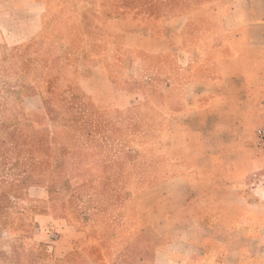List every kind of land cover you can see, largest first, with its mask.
Masks as SVG:
<instances>
[{
	"label": "rangeland",
	"instance_id": "obj_1",
	"mask_svg": "<svg viewBox=\"0 0 264 264\" xmlns=\"http://www.w3.org/2000/svg\"><path fill=\"white\" fill-rule=\"evenodd\" d=\"M67 1L48 0L37 36L0 44V264H168V197L145 192L212 160L235 126L193 115L168 41L152 54L118 29L160 27L168 0H89L104 25Z\"/></svg>",
	"mask_w": 264,
	"mask_h": 264
},
{
	"label": "crops",
	"instance_id": "obj_2",
	"mask_svg": "<svg viewBox=\"0 0 264 264\" xmlns=\"http://www.w3.org/2000/svg\"><path fill=\"white\" fill-rule=\"evenodd\" d=\"M78 2L91 12L79 15L80 24L107 23L101 2ZM48 8V0H0V44L37 36ZM117 24L124 35L130 25L133 45L148 53L166 52L168 41V56L180 59L182 78L188 77L179 86L182 96L200 106L193 115L235 126L215 134L229 145L215 148L212 160H197L189 175L145 192L168 197L163 223L157 222L166 231L161 247L168 264H264V156L251 130L264 123V0H168L160 27L150 17ZM14 25L21 26L17 36Z\"/></svg>",
	"mask_w": 264,
	"mask_h": 264
},
{
	"label": "built area",
	"instance_id": "obj_3",
	"mask_svg": "<svg viewBox=\"0 0 264 264\" xmlns=\"http://www.w3.org/2000/svg\"><path fill=\"white\" fill-rule=\"evenodd\" d=\"M257 147L261 154L264 155V123L256 129Z\"/></svg>",
	"mask_w": 264,
	"mask_h": 264
}]
</instances>
